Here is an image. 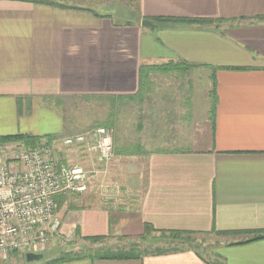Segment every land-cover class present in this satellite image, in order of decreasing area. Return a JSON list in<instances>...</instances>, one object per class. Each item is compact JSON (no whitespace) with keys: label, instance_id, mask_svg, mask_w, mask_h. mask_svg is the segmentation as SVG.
<instances>
[{"label":"crops","instance_id":"obj_1","mask_svg":"<svg viewBox=\"0 0 264 264\" xmlns=\"http://www.w3.org/2000/svg\"><path fill=\"white\" fill-rule=\"evenodd\" d=\"M93 6L136 19L115 21ZM160 17L218 25H142ZM168 64L181 68L150 73L140 90L142 66ZM52 100L107 101L109 117L118 115L113 166L98 175L106 178L92 195L58 199L62 227L52 244L71 236L75 251L91 247L87 237L103 236L116 242L111 248L128 247L150 226L152 237L162 230L212 233L219 264H264V239L232 244L264 231V0H0V135L41 136L36 102ZM70 132L61 135H78ZM61 157L96 163L86 148H63ZM125 192L133 198H118ZM11 256L5 264H23ZM63 264L207 263L187 251Z\"/></svg>","mask_w":264,"mask_h":264},{"label":"built area","instance_id":"obj_2","mask_svg":"<svg viewBox=\"0 0 264 264\" xmlns=\"http://www.w3.org/2000/svg\"><path fill=\"white\" fill-rule=\"evenodd\" d=\"M113 135L112 129L99 127L58 141L44 138L30 148L16 143L0 146L1 256L39 253L48 246L62 227L58 199L83 195L97 181L104 182L106 176L98 175H105L114 157ZM75 147L94 153L96 163L91 167L66 163L62 149ZM9 150L15 153L7 156ZM107 188L101 185V197ZM73 239L69 236L65 242Z\"/></svg>","mask_w":264,"mask_h":264},{"label":"trees","instance_id":"obj_3","mask_svg":"<svg viewBox=\"0 0 264 264\" xmlns=\"http://www.w3.org/2000/svg\"><path fill=\"white\" fill-rule=\"evenodd\" d=\"M62 7H68L66 5H62ZM121 12V11H120ZM136 17V15H134ZM150 20L158 27H171L176 24H185L186 26L191 25H205L212 26L218 25V21L212 19H191V18H171V17H160V18H151V19H143ZM129 25L132 23H128ZM180 65L177 64H168L162 66H142L140 69V90L144 88V82L148 80V76L150 73L154 71H159L162 73H170L175 72V70H180ZM228 69L229 68H214V72L218 70ZM237 70H245L241 68H236ZM176 70V71H177ZM178 70V71H179ZM233 70V69H232ZM141 95V93H140ZM211 98V107H210V118L212 123L215 121L216 110H217V89H216V81H214L213 89L210 93ZM114 122L108 121L107 123L97 125L96 128L106 127L113 129ZM46 138L49 141H58L63 139L62 135H47V136H35L30 134H16V135H0V146H5L7 144H20L23 147H35L42 139ZM63 198V197H61ZM60 198V199H61ZM154 229L150 226H147V231L144 236H142L137 242L131 243L128 247H118L113 250H104L98 252H85V251H64L58 257L52 258L50 260H44V258L40 262H32L28 263L25 259V264H63L83 259H102V260H138L142 259L146 256H159V255H167V254H175V253H183L187 251L194 252L199 259L204 260L201 254L197 251V243L193 238V235L200 234L190 231H178V230H162L160 231V236H156L153 238L152 232ZM215 231V229H214ZM217 232V231H216ZM253 238L242 241L239 243L232 244H245L253 241H258L264 239V231H254ZM154 236V235H153ZM107 237L97 236V237H87L85 240L89 241L91 244L96 245L102 243V241L107 240ZM147 239H160V243L155 245L154 243L150 244L147 242ZM44 255V254H43ZM209 264L207 261H205Z\"/></svg>","mask_w":264,"mask_h":264},{"label":"rangeland","instance_id":"obj_4","mask_svg":"<svg viewBox=\"0 0 264 264\" xmlns=\"http://www.w3.org/2000/svg\"><path fill=\"white\" fill-rule=\"evenodd\" d=\"M92 8L98 11L99 13H103V14H107L111 16L115 21H132L136 19V17L134 16L135 14H132L130 11L119 12V10H115L114 7L103 9V7L101 6L99 7L93 6ZM133 8L135 10V7ZM52 101L53 102H51L50 104H47L46 102H41V101L39 103L36 102L35 111L33 113V121L35 122L36 125H40L43 127L42 129L43 131L41 132H45V133L40 134L41 136H47V135H53V134L61 135L67 130L72 131L70 132V134L73 133L74 130H77L78 134H81L84 132V130L89 128V126H92L93 128L97 125L107 123L108 121L110 122L113 121L116 125V121H117L116 117L118 115L116 113V115H114L113 117H109L112 106L111 104L107 103V101L105 103L104 102L102 103V102H96V101L93 102V101L82 100V101H76V102H71V103L66 102L62 104L56 100H52ZM115 112H119L117 106H115ZM24 113H25L24 116H26L27 113L31 114V107L29 105H28V108L26 104L24 105ZM122 117H123V114L120 116V120L122 119ZM130 117L135 119V114H131ZM48 119H50L49 122L51 125H48L47 123ZM63 135H62L63 138L68 137V136L64 137ZM18 151L19 150H17V152ZM8 152L9 154H7V156L12 153H15L12 150H9ZM115 157H116V153L114 152V157L112 158L110 166H113ZM92 194L93 192L91 190L83 195H92ZM118 198H123L124 200H130L131 198H133V196L125 192V193H121L120 197ZM211 235L213 234L212 233H206V234L201 233V234L193 235V238L195 239L197 243V246H196L197 251L199 254L202 255L204 260L207 261L209 264H219L220 261L218 258L217 251L215 250L216 245H217V239L213 238ZM157 236H160V235H157ZM153 237H155V235ZM53 238L54 237L51 238L48 246L44 250L39 252V253L44 254V260H50L52 258H56L64 251H74V248H73L74 244H71V242L74 240L70 241L69 243L68 242L66 243L64 240L63 242H61V245H60L57 243V241H59L60 238L57 237L59 238L58 240L57 238H55L54 240H56V242L52 244ZM112 240L113 239H108L104 243L106 245H101L100 247H94L90 244L91 246L90 248L83 247L82 249L75 250V251L98 252V251H104V250H113L116 248L115 247L111 248L109 245L112 243H113L112 245H115L116 242H113ZM159 243L160 242H158L157 244ZM11 255L13 254H9L5 258L0 255V264L1 263L5 264V263L10 262L11 261L10 257H12ZM25 255L26 253L17 254V257H19L20 259L19 261L20 263L25 264V259H26Z\"/></svg>","mask_w":264,"mask_h":264},{"label":"water","instance_id":"obj_5","mask_svg":"<svg viewBox=\"0 0 264 264\" xmlns=\"http://www.w3.org/2000/svg\"><path fill=\"white\" fill-rule=\"evenodd\" d=\"M142 25L150 30H154L156 28V25L150 20H144L142 22ZM159 241L160 239H147V242L150 244L158 243ZM25 257L28 263H32V262H40L44 258V255L42 253L28 252L26 253Z\"/></svg>","mask_w":264,"mask_h":264}]
</instances>
